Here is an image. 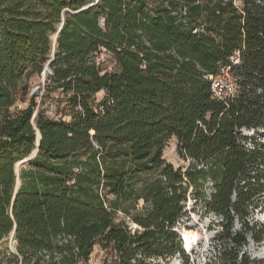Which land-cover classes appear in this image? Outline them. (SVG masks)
<instances>
[{"label":"trees","instance_id":"obj_1","mask_svg":"<svg viewBox=\"0 0 264 264\" xmlns=\"http://www.w3.org/2000/svg\"><path fill=\"white\" fill-rule=\"evenodd\" d=\"M96 1L0 0V241L14 229L17 241L0 264H89L97 246L113 264H189L177 227L190 199L220 219L218 245L235 246L223 264H252L239 249L264 202V142L242 130L264 138V0H100L82 11ZM63 22L39 104L30 82ZM102 51L116 71L98 66ZM226 67L239 94L221 102L210 77ZM46 100L69 120L49 117ZM172 138L185 170L164 158ZM35 152L14 197L16 167Z\"/></svg>","mask_w":264,"mask_h":264},{"label":"rangeland","instance_id":"obj_2","mask_svg":"<svg viewBox=\"0 0 264 264\" xmlns=\"http://www.w3.org/2000/svg\"><path fill=\"white\" fill-rule=\"evenodd\" d=\"M96 62L98 66L107 72L116 71L117 67L112 56L105 51H102L96 56ZM43 77H35L31 80L30 95L37 91L39 88V98L37 102L40 104L43 96V88L45 85ZM57 98V95H54ZM104 99V93H100L95 96L96 105H100ZM28 106V102H19L16 107L19 110L25 109ZM65 104L62 105V108ZM47 115L54 119L64 118L69 120L68 117H64L62 109H58L57 103L52 100H46V104L43 106ZM262 131L259 135H256L253 130H242V134L247 137H256L257 141L264 142L262 137ZM164 158L168 163H171L176 169H186L189 165V161L184 160L178 152V141L172 138L164 151ZM144 207V203L140 202L138 209L141 210ZM187 214L181 220L177 227L178 233L183 238V248L186 254L189 256V264H223L221 256L223 252H226L227 256H230L235 246L230 242H225L222 245H218L217 236L221 232V228L218 225L220 221L214 214H206L200 204H196V201L189 200L186 205ZM117 221H121L125 218L122 212H118L115 215ZM249 225L253 228L251 234L246 239V245L239 249L240 256L244 257L252 264H264V202L261 203L258 209L252 210L250 218L248 220ZM137 228L136 226H132ZM242 225L236 222L233 228V232H240ZM261 238L262 242L257 243L256 239ZM187 243V246H186ZM11 240L10 237L4 238L0 241V252H4L10 249ZM113 257L111 254L101 250L99 246L94 249V253L91 256L89 264H113ZM149 264H184V260L177 256L176 258L149 260Z\"/></svg>","mask_w":264,"mask_h":264},{"label":"built area","instance_id":"obj_3","mask_svg":"<svg viewBox=\"0 0 264 264\" xmlns=\"http://www.w3.org/2000/svg\"><path fill=\"white\" fill-rule=\"evenodd\" d=\"M234 64L240 61V52L234 53L231 58ZM212 82V98L217 101L227 102L235 99L239 94V86L230 73V68L226 67L221 70V73L216 77H210Z\"/></svg>","mask_w":264,"mask_h":264},{"label":"water","instance_id":"obj_4","mask_svg":"<svg viewBox=\"0 0 264 264\" xmlns=\"http://www.w3.org/2000/svg\"><path fill=\"white\" fill-rule=\"evenodd\" d=\"M99 1L100 0H97L95 3H93V2L92 3H89L88 5H86L82 9V11L84 12V11L89 10L90 8H92ZM63 25H64V22L60 26L59 32L53 38V54L48 59L46 65H45L44 72L42 74V77H43L44 81L47 80V77L48 76L52 75L51 65H52V63L54 62V59H55V53L57 51V39H58V36H59L60 31L63 28ZM39 145H40V133L38 132L37 133V142H36L37 152H38V149H39ZM37 152H35L31 158H28V159L24 160L23 162H21L20 164L17 165V167H16V173L18 175V178H17V181H16L14 197L16 196V194H17V192H18V190L20 188V185H21V182H20V179H19V168H20V166L23 165V164H25V163H28L31 159H33L36 156ZM10 240H11L10 249H11V251L13 253H16L17 252V246H16V243H17V241H16V229H14L13 233L11 234ZM182 240H183V238H182Z\"/></svg>","mask_w":264,"mask_h":264},{"label":"bare ground","instance_id":"obj_5","mask_svg":"<svg viewBox=\"0 0 264 264\" xmlns=\"http://www.w3.org/2000/svg\"><path fill=\"white\" fill-rule=\"evenodd\" d=\"M23 162V161H22Z\"/></svg>","mask_w":264,"mask_h":264}]
</instances>
